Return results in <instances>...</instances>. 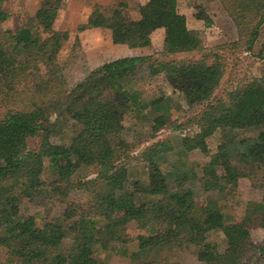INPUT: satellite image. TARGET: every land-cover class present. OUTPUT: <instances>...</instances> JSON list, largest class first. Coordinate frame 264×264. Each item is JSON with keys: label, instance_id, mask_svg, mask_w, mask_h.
Here are the masks:
<instances>
[{"label": "trees", "instance_id": "trees-1", "mask_svg": "<svg viewBox=\"0 0 264 264\" xmlns=\"http://www.w3.org/2000/svg\"><path fill=\"white\" fill-rule=\"evenodd\" d=\"M62 1L40 0L34 14L15 30H0V107L10 88L21 94V105L0 114V264H107L96 254L117 246L122 248L117 252L124 253L122 246L131 240L127 231L131 221L141 230L151 229L138 235L142 249L191 241L199 246L201 264H243L254 255L264 264V245L253 243L249 234L254 226L264 227V202L249 204L244 220L226 222L215 196L237 185L241 177L260 176L259 186L264 190V45L259 55L262 74L228 91L226 99H213L224 76L220 51L205 50L175 0H148L138 18L126 17L121 8L112 7L107 13H92L78 30L108 28L113 43L143 47L151 44L156 29L164 27L167 45L163 55L201 51L202 56L161 60L153 52L118 57L66 90L63 68L56 59L69 33L54 28ZM3 2L0 0V22L12 13ZM222 2L240 39L218 48L244 45L252 51L264 23V0ZM195 8V16L210 25L212 19L205 8L200 4ZM252 20L255 24L247 28ZM209 57L213 59L209 61ZM145 67L150 75L168 74L173 93L145 96L140 85H134L137 71ZM174 94L204 102L205 109L196 119L200 131L174 144L162 140L146 146L140 154L145 176L132 180L127 157L135 144L125 136V117L129 111L147 107L155 133L171 121ZM61 106L73 125L69 139L57 142L51 139L52 116ZM222 126L251 133L239 138L234 148L216 153L208 163L188 160V152ZM31 136H39L36 148L28 146ZM172 151L184 167L176 176L198 179L206 192L207 217L197 213L192 191L170 189L172 171H165L163 163ZM89 167L95 171L93 177L76 179L78 187L91 193L88 207L71 202L62 215L42 225L34 216L21 214L24 199L47 196L45 172L57 182H65ZM162 222L175 225L176 230L156 228ZM211 231L223 233L229 250L208 239ZM69 236V248L57 249Z\"/></svg>", "mask_w": 264, "mask_h": 264}, {"label": "rangeland", "instance_id": "rangeland-1", "mask_svg": "<svg viewBox=\"0 0 264 264\" xmlns=\"http://www.w3.org/2000/svg\"><path fill=\"white\" fill-rule=\"evenodd\" d=\"M177 8L187 17V24L195 36L202 40L205 50L212 49L220 51L219 60L224 65V76L219 87L214 92L213 99L219 97L226 99L228 91L237 88L249 78L258 77L262 74L263 60L260 51L264 45V23L260 26V34L255 42L252 51L245 50V46L227 45L223 48L218 46L240 39V33L234 19L226 10L222 0H175ZM205 8L212 23L207 25L203 19L195 16L197 9L195 5ZM3 5L8 7L12 13L9 18L0 22V30H15L20 24L25 22L34 14L40 5V0H4ZM148 0H63L56 10L54 28L67 30L68 38L64 41L58 53L56 62L63 68L65 81L63 87L71 89L82 81L89 73L98 70L101 65L116 57L128 55L129 47L124 44H114L111 40V32L108 28L96 27L78 30V26L85 23L92 13H107L112 7H119L126 17L138 18L147 7ZM256 20L247 24L251 28ZM154 45L152 51L159 59H197L202 56V52H192L186 54L165 56L167 30H159L153 34ZM123 47V48H122ZM126 47V48H124ZM123 49V50H122ZM121 52V53H119ZM151 52V53H153ZM204 53V52H203ZM213 57H209L211 61ZM136 84L144 90L145 96L153 94H172L173 88L170 84V77L164 72L150 75L149 70L140 68L136 73ZM7 94H10L7 96ZM7 94L2 96L3 106L0 107V114L8 108L21 105V94L18 89L10 88ZM175 104L171 109V121L159 131L152 133V122L147 115V107L141 110H132L125 117V124L128 126L126 137L135 145L128 154V166L130 177L142 179L145 174L142 169L141 151L146 146L156 141H170L176 143L182 137H194L200 127L197 122L198 116L205 109L204 102H191L179 98L174 94ZM53 114L55 126L51 132V139L60 142L66 141L72 133L73 123H68L67 114L63 112L62 106L56 108ZM61 113V117L57 115ZM57 117V118H56ZM250 131L243 129H230L220 127L214 134L205 138L200 146L188 152V160L210 162L212 157L218 152H225L234 148L236 141L250 134ZM64 137H60V135ZM39 136H31L28 139L29 148H36ZM200 171V165L196 166ZM220 168V166H218ZM165 171H172L168 176V185L171 190L192 191L191 198L195 202L197 213L203 218L207 217L206 192L201 188L198 179L177 177L176 172L184 167L175 151L168 154L166 163H163ZM95 171L89 167L84 168L77 177L65 181L57 182L49 172L43 174V182L49 188L44 199L26 198L20 206L21 214L34 216L39 225L63 214L64 210L71 202L88 207L92 196L85 187H78L76 179L78 177H93ZM241 177L237 185H230L223 194H215L219 201L226 222L241 221L245 219L246 209L249 204L264 202V190L259 186V178ZM131 240L126 243L122 252L116 249L102 250L96 254L107 262V264H201L197 259L199 246L191 241L184 245H174L164 249H142L139 245L138 235L140 233H150V227L141 230L135 221H131L127 226ZM176 230V226L169 223H160L156 228ZM250 239L253 243L264 245V227L254 226L250 229ZM209 240H214L220 246L229 250L228 242L221 231H211ZM71 243V236L64 239L63 243L57 247L61 251H66ZM2 252L0 251V255ZM260 258L257 255L248 256L243 264H259Z\"/></svg>", "mask_w": 264, "mask_h": 264}, {"label": "crops", "instance_id": "crops-1", "mask_svg": "<svg viewBox=\"0 0 264 264\" xmlns=\"http://www.w3.org/2000/svg\"><path fill=\"white\" fill-rule=\"evenodd\" d=\"M161 31V30H166L164 27H162V28H158V29H156L153 33H152V35H151V40H152V42H151V44L149 45V46H143V47H129L128 45V47H129V49H127V51H128V55H123V56H133V55H144V54H148V53H151V52H153L152 51V48H153V45H154V40H153V34L155 33V32H157V31ZM198 38H200L199 36H197ZM115 44V43H114ZM118 45V44H117ZM121 45V44H120ZM124 45H126V44H124ZM123 48V47H122ZM124 48H126V47H124ZM123 50V49H122ZM119 53H121V52H119ZM123 56H120V57H123ZM116 58H118V57H116ZM115 59V58H114Z\"/></svg>", "mask_w": 264, "mask_h": 264}]
</instances>
